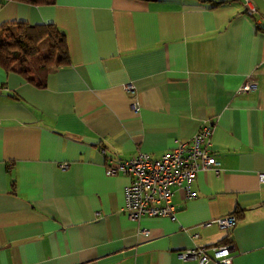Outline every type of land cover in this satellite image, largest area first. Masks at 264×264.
Instances as JSON below:
<instances>
[{
    "label": "crops",
    "instance_id": "obj_1",
    "mask_svg": "<svg viewBox=\"0 0 264 264\" xmlns=\"http://www.w3.org/2000/svg\"><path fill=\"white\" fill-rule=\"evenodd\" d=\"M13 23L55 26L68 64L39 88L0 68V264H195L177 254L227 245L230 264H264V0L0 1ZM204 127L216 167L194 196L173 190L171 220L130 221V178L106 164Z\"/></svg>",
    "mask_w": 264,
    "mask_h": 264
},
{
    "label": "built area",
    "instance_id": "obj_2",
    "mask_svg": "<svg viewBox=\"0 0 264 264\" xmlns=\"http://www.w3.org/2000/svg\"><path fill=\"white\" fill-rule=\"evenodd\" d=\"M249 16L254 14L253 8L245 4L244 10ZM127 94L133 93L130 83L122 86ZM255 90V82L245 81L236 93L247 94ZM130 109L134 114L139 111V103L132 99ZM210 129L204 127L188 142L173 141V148L158 159H151L145 153H136L126 161H118L115 166L111 162L105 166L106 176L117 174L126 175L130 183L124 188L123 210L130 221L138 223L143 218L159 219L174 218L175 210L171 205L174 189L183 192L186 199L194 194L190 191L191 184L198 172L214 169L216 163L210 155L208 141ZM67 164H60L64 170ZM264 185V173L257 176ZM98 214H95L97 216ZM219 228H231L233 218H220L214 221ZM139 235L146 234L145 230H138ZM231 246H221L211 251L210 256L202 249H189L177 254L180 261L192 260L195 264H230Z\"/></svg>",
    "mask_w": 264,
    "mask_h": 264
},
{
    "label": "trees",
    "instance_id": "obj_3",
    "mask_svg": "<svg viewBox=\"0 0 264 264\" xmlns=\"http://www.w3.org/2000/svg\"><path fill=\"white\" fill-rule=\"evenodd\" d=\"M6 1V0H0ZM27 5H49L54 0H9ZM153 1V0H147ZM216 5V4H215ZM68 64L64 36L49 25H26L22 23L0 26V68L13 73L39 88L38 79L52 68Z\"/></svg>",
    "mask_w": 264,
    "mask_h": 264
}]
</instances>
